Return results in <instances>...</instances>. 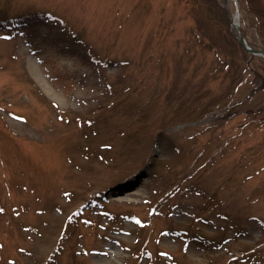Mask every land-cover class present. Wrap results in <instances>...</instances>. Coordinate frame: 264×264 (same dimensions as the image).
I'll return each mask as SVG.
<instances>
[{"label": "rangeland", "instance_id": "1", "mask_svg": "<svg viewBox=\"0 0 264 264\" xmlns=\"http://www.w3.org/2000/svg\"><path fill=\"white\" fill-rule=\"evenodd\" d=\"M263 9L0 0V264H264Z\"/></svg>", "mask_w": 264, "mask_h": 264}, {"label": "water", "instance_id": "2", "mask_svg": "<svg viewBox=\"0 0 264 264\" xmlns=\"http://www.w3.org/2000/svg\"><path fill=\"white\" fill-rule=\"evenodd\" d=\"M233 25V24H232ZM234 27L236 29L237 35L236 38L238 39V41L241 43V45L250 53H254V54H258V55H263L264 56V50H257L254 49L253 47H251L246 39L244 38L238 24L234 23Z\"/></svg>", "mask_w": 264, "mask_h": 264}, {"label": "trees", "instance_id": "3", "mask_svg": "<svg viewBox=\"0 0 264 264\" xmlns=\"http://www.w3.org/2000/svg\"><path fill=\"white\" fill-rule=\"evenodd\" d=\"M261 15H262V17L264 18V9H263V11L261 12ZM222 17V18H221ZM221 17H220V15H219V13H218V16H217V18L218 19H220L221 18V20H218V21H222V22H224L225 24H226V26L228 25V23H229V19H228V15H227V13L222 9L221 10ZM215 25L217 26V28H218V30H221L223 27H222V24L221 23H215ZM243 33H244V31H243Z\"/></svg>", "mask_w": 264, "mask_h": 264}]
</instances>
